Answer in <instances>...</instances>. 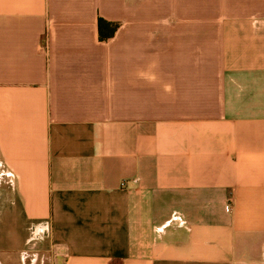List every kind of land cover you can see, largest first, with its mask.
I'll list each match as a JSON object with an SVG mask.
<instances>
[{
    "label": "crops",
    "instance_id": "0c3cea01",
    "mask_svg": "<svg viewBox=\"0 0 264 264\" xmlns=\"http://www.w3.org/2000/svg\"><path fill=\"white\" fill-rule=\"evenodd\" d=\"M209 1L0 0V264H264V0Z\"/></svg>",
    "mask_w": 264,
    "mask_h": 264
},
{
    "label": "trees",
    "instance_id": "16d2710c",
    "mask_svg": "<svg viewBox=\"0 0 264 264\" xmlns=\"http://www.w3.org/2000/svg\"><path fill=\"white\" fill-rule=\"evenodd\" d=\"M118 24L107 22L103 19H99V29H100V39L101 40H107L114 36L116 30H117ZM109 32L108 34L104 35V30H107Z\"/></svg>",
    "mask_w": 264,
    "mask_h": 264
},
{
    "label": "built area",
    "instance_id": "2783aa9c",
    "mask_svg": "<svg viewBox=\"0 0 264 264\" xmlns=\"http://www.w3.org/2000/svg\"><path fill=\"white\" fill-rule=\"evenodd\" d=\"M39 227H37V229L34 231L35 235L45 234L47 232V229H48L47 224L41 225Z\"/></svg>",
    "mask_w": 264,
    "mask_h": 264
},
{
    "label": "rangeland",
    "instance_id": "374dc122",
    "mask_svg": "<svg viewBox=\"0 0 264 264\" xmlns=\"http://www.w3.org/2000/svg\"><path fill=\"white\" fill-rule=\"evenodd\" d=\"M210 2V4H211V8H216V7H214L216 4V0H210L209 1ZM149 18V17H148ZM210 19H211V21H214V20H216V16H213V15H211V17H210ZM212 23V22H211Z\"/></svg>",
    "mask_w": 264,
    "mask_h": 264
}]
</instances>
